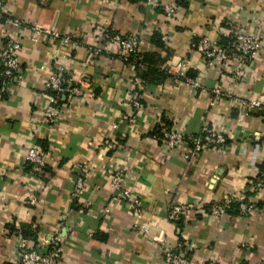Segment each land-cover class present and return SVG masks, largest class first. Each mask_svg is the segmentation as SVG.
Listing matches in <instances>:
<instances>
[{
  "label": "crops",
  "instance_id": "obj_1",
  "mask_svg": "<svg viewBox=\"0 0 264 264\" xmlns=\"http://www.w3.org/2000/svg\"><path fill=\"white\" fill-rule=\"evenodd\" d=\"M152 1L4 0L0 54L8 39L22 49L19 71L0 93V264H19L18 234L43 249L59 240L58 264H162L159 240L170 248L182 243L181 254L193 264H264V190L254 189L264 173V108L240 120L245 110L232 101L264 94V47L236 84L196 50L204 36L226 44L232 27L264 45V0ZM166 5L175 7L173 19ZM33 24L57 29L73 44L48 37L35 44L28 28ZM104 32L140 35L145 67L125 64L116 47L100 41ZM96 48L103 51L95 54ZM178 65L202 88L177 83ZM60 71L82 95L63 96V114L50 123L43 119L44 85ZM131 93L144 108L134 127L121 123L115 130L113 123L133 112L126 101ZM203 126L225 134V152L187 160L190 143L163 148L166 128L191 142ZM33 145L46 156L39 172L26 162ZM115 168L124 171L132 199L110 190ZM85 172V192L76 196ZM229 196H246L255 211L212 217L211 204ZM176 205L188 210L172 220Z\"/></svg>",
  "mask_w": 264,
  "mask_h": 264
},
{
  "label": "built area",
  "instance_id": "obj_2",
  "mask_svg": "<svg viewBox=\"0 0 264 264\" xmlns=\"http://www.w3.org/2000/svg\"><path fill=\"white\" fill-rule=\"evenodd\" d=\"M149 5L153 4L152 0H147ZM5 4L4 0H0V19L4 16ZM166 16L173 19L176 15L175 7L166 5L164 7ZM9 23L15 26H23V22L19 19H7ZM32 34V41L39 44L43 38L48 37L53 40H59L64 46L73 44L71 36L63 35L57 29H46L39 24H33L28 27ZM228 44L223 45L220 40L213 39L209 36L202 37L197 45L196 50L201 55L203 61L209 67H218L222 71L225 70L230 75V83L236 84L242 81L246 76L247 67L253 62L263 50V41L256 35L247 33L232 27L228 34ZM100 41L104 45L116 47L119 50V58L125 63L132 55L142 53L141 37L137 34L121 35L115 32H104L100 35ZM22 49V43L15 39H8L0 54V93H5L13 82L15 75L19 71L18 54ZM103 51L102 48H96L95 54ZM130 67L135 70L134 65ZM177 75L175 80L177 83H185L193 89L202 88V84L189 76L185 71V66H177ZM71 79L65 76L64 71L52 73L46 80L44 85L45 107L43 109V119L50 123H56L63 114V105L60 103L61 95H82L79 88H71ZM205 91V90H204ZM55 92L56 94H50ZM219 94V90H214ZM224 96L230 97L228 94ZM231 98V97H230ZM127 103L131 106L132 114H124L120 117L119 122L113 123V129H118L121 123L134 127L135 115L144 108L140 98L131 93L127 96ZM239 104L245 112L240 114V120L248 115L246 112L254 109L264 108V94L254 99H245L237 97L232 99ZM202 135L197 140L188 142L185 136L176 128H166L162 133V146L166 151L177 149L183 145L189 144L191 148L186 154L185 159L193 160L196 156L204 151L225 152L227 149V138L220 130H216L209 126H203ZM26 162L34 171L39 172L43 169L46 162V156L42 150L33 145L26 151ZM89 172H85L76 182L75 195L82 196L85 192L86 179ZM110 190L118 194L121 198L132 199L133 192L125 187V173L123 170L115 168L109 180ZM255 191L264 190V174L257 177L254 183ZM232 201L240 203V216L248 217L255 211L254 203L246 196H229L223 200H217L210 206V215L219 218L227 214V208ZM185 206H174L169 212V218L177 220L181 215L187 212ZM143 232H149L146 224L138 225ZM18 242L16 248L17 261L19 264H58L62 255V247L59 240H53L48 243L45 249L35 246L31 241L18 234ZM164 247L162 264H193L189 258L181 254L183 244L179 243L176 248H170L165 245L163 240L158 241ZM210 264H217L212 262Z\"/></svg>",
  "mask_w": 264,
  "mask_h": 264
},
{
  "label": "trees",
  "instance_id": "obj_3",
  "mask_svg": "<svg viewBox=\"0 0 264 264\" xmlns=\"http://www.w3.org/2000/svg\"><path fill=\"white\" fill-rule=\"evenodd\" d=\"M221 41V40H220ZM229 41V40H228ZM222 43V42H221ZM223 44V43H222ZM228 44V42H226V44H223V45H227ZM145 55V53H140V54H138V55H132V56H130L129 57V59H128V62H125V64H127V65H134L135 66V69H136V71H138L140 68H143V67H145V62H144V56ZM153 75H155L154 73H152ZM65 76L66 77H69L68 76V74H66L65 73ZM50 94H56L55 92H50ZM67 95V94H66ZM63 96H65V95H61L60 96V103H61V99H62V97ZM142 102V101H141ZM264 173H262L261 175H259V177H261L262 175H263ZM232 210H235L236 211V213L238 214V215H240V203L238 202V201H232L230 204H229V206H228V208H227V213H231L232 212ZM24 238H26V239H28L29 240V238L25 235V234H21Z\"/></svg>",
  "mask_w": 264,
  "mask_h": 264
}]
</instances>
